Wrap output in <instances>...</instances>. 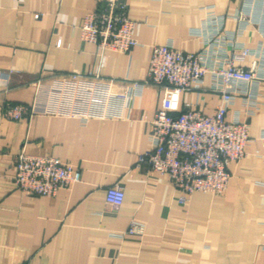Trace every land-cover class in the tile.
Here are the masks:
<instances>
[{"label": "crops", "instance_id": "crops-1", "mask_svg": "<svg viewBox=\"0 0 264 264\" xmlns=\"http://www.w3.org/2000/svg\"><path fill=\"white\" fill-rule=\"evenodd\" d=\"M107 0H0V264H264V0H122L138 22L139 44L107 50L81 38L87 12ZM226 16L219 52L243 45L237 61L257 78L238 81L227 118L248 117L246 154L231 160L223 194L197 191L183 205L168 174L138 166L151 146L162 89L146 82L152 44L198 52L207 13ZM47 85V112L8 119L7 102L32 103ZM212 77L181 96L213 114L221 95ZM56 156L82 178L55 195L15 183L16 156ZM124 187L123 203L106 199ZM133 220L142 233H128Z\"/></svg>", "mask_w": 264, "mask_h": 264}, {"label": "built area", "instance_id": "built-area-1", "mask_svg": "<svg viewBox=\"0 0 264 264\" xmlns=\"http://www.w3.org/2000/svg\"><path fill=\"white\" fill-rule=\"evenodd\" d=\"M128 3L107 0L86 13L81 25V38L97 46L100 57L107 50L129 52L139 44L134 35L138 22L129 16ZM226 16L210 10L198 33L205 38V47L198 52L177 48L172 42L154 43L150 48L147 83L162 89L161 105L151 120V146L140 154L138 166L168 174L179 190L178 202L187 204L197 191L223 194L231 172L227 163L246 154L250 141L248 117L229 120L227 112L234 101L238 81L257 78L254 67L238 65L251 50L243 45L232 46L226 55L219 52L217 37ZM220 45V46H219ZM4 71L0 69V87ZM211 75V89L221 95L213 114L181 103L184 91L203 83ZM49 88L36 83L32 103L7 102L3 114L20 119L47 112L45 98ZM15 183L19 189L38 195H55L61 188H71L82 178L81 169L56 156L31 154L22 150L15 160ZM125 198L124 187L116 182L107 188L106 199L115 207ZM144 225L133 220L128 233H142Z\"/></svg>", "mask_w": 264, "mask_h": 264}]
</instances>
